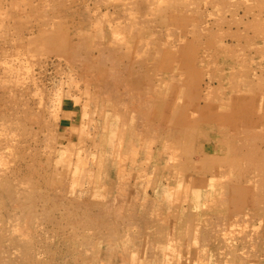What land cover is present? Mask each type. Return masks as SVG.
<instances>
[{
    "label": "rangeland",
    "instance_id": "rangeland-1",
    "mask_svg": "<svg viewBox=\"0 0 264 264\" xmlns=\"http://www.w3.org/2000/svg\"><path fill=\"white\" fill-rule=\"evenodd\" d=\"M0 264H264V0H0Z\"/></svg>",
    "mask_w": 264,
    "mask_h": 264
}]
</instances>
